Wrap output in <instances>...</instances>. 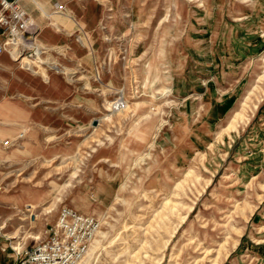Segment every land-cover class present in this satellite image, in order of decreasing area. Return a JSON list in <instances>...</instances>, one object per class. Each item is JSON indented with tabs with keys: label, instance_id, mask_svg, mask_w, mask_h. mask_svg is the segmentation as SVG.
<instances>
[{
	"label": "rangeland",
	"instance_id": "374dc122",
	"mask_svg": "<svg viewBox=\"0 0 264 264\" xmlns=\"http://www.w3.org/2000/svg\"><path fill=\"white\" fill-rule=\"evenodd\" d=\"M98 1L96 68L62 70L82 107L59 153L0 133V264L63 205L99 222L79 264H264V0Z\"/></svg>",
	"mask_w": 264,
	"mask_h": 264
},
{
	"label": "crops",
	"instance_id": "0c3cea01",
	"mask_svg": "<svg viewBox=\"0 0 264 264\" xmlns=\"http://www.w3.org/2000/svg\"><path fill=\"white\" fill-rule=\"evenodd\" d=\"M18 2L33 22V43L44 48L42 58L46 77L39 74L42 83L30 76L20 77L12 69L14 61L5 54L0 56L1 86L5 84L13 92L29 98L23 105L0 99V133L13 134L10 138H2L10 140L22 133L23 150H19L24 152L23 155L26 158H47L59 153V141L65 138V125L79 119L82 107L76 86L49 65L55 61L62 70L68 69L72 73L81 68L90 73L91 66L96 68V31L111 7L98 0ZM21 60V68L35 71L29 62L23 64ZM50 139L56 141L51 148L47 143ZM0 147L6 149L1 144ZM5 160L0 152V161ZM7 176L0 177V181Z\"/></svg>",
	"mask_w": 264,
	"mask_h": 264
},
{
	"label": "built area",
	"instance_id": "2783aa9c",
	"mask_svg": "<svg viewBox=\"0 0 264 264\" xmlns=\"http://www.w3.org/2000/svg\"><path fill=\"white\" fill-rule=\"evenodd\" d=\"M33 32V22L18 0H0V56L5 54L19 66L24 57L34 61L33 66L43 65L44 48L33 43ZM49 67L62 73L55 63H50ZM115 102L119 105V101ZM6 143L4 140L3 145ZM98 228L99 222L92 215L60 206L54 221L44 229L42 238L22 251L17 264H79Z\"/></svg>",
	"mask_w": 264,
	"mask_h": 264
},
{
	"label": "bare ground",
	"instance_id": "6f19581e",
	"mask_svg": "<svg viewBox=\"0 0 264 264\" xmlns=\"http://www.w3.org/2000/svg\"><path fill=\"white\" fill-rule=\"evenodd\" d=\"M256 88H257V86L255 85V86L253 87L252 91H250V92L248 93L247 97L244 99L243 105H246V104L248 103V100H251V95L254 93V91L256 90ZM237 114H239V113H237ZM262 186H263V188H264V185H262ZM45 210L50 211V210H51V207L48 208V209L46 208ZM97 233H98V231H97ZM96 235H97V234H96ZM93 242H94V240H93ZM93 242H92V244L90 245V247H89L87 253L85 254V256H87V257L91 255V253H92V251H93V249H94ZM85 259H86V258H85Z\"/></svg>",
	"mask_w": 264,
	"mask_h": 264
}]
</instances>
